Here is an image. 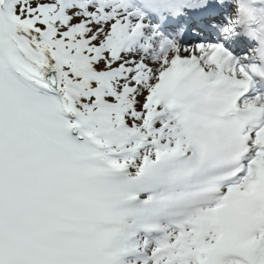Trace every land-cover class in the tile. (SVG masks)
<instances>
[{"label": "snow or ice", "instance_id": "6c2138e0", "mask_svg": "<svg viewBox=\"0 0 264 264\" xmlns=\"http://www.w3.org/2000/svg\"><path fill=\"white\" fill-rule=\"evenodd\" d=\"M227 0H0V264H264V64Z\"/></svg>", "mask_w": 264, "mask_h": 264}, {"label": "clouds", "instance_id": "9594fccd", "mask_svg": "<svg viewBox=\"0 0 264 264\" xmlns=\"http://www.w3.org/2000/svg\"><path fill=\"white\" fill-rule=\"evenodd\" d=\"M233 7L228 30L248 40L255 60L264 64V0H227Z\"/></svg>", "mask_w": 264, "mask_h": 264}]
</instances>
